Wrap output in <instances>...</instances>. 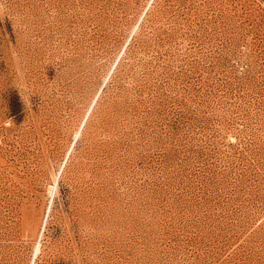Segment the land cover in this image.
Returning <instances> with one entry per match:
<instances>
[{"label": "rangeland", "instance_id": "374dc122", "mask_svg": "<svg viewBox=\"0 0 264 264\" xmlns=\"http://www.w3.org/2000/svg\"><path fill=\"white\" fill-rule=\"evenodd\" d=\"M0 264H264V0H0Z\"/></svg>", "mask_w": 264, "mask_h": 264}, {"label": "bare ground", "instance_id": "6f19581e", "mask_svg": "<svg viewBox=\"0 0 264 264\" xmlns=\"http://www.w3.org/2000/svg\"><path fill=\"white\" fill-rule=\"evenodd\" d=\"M54 185H56V187H57V183H55ZM54 185H53V187H54ZM52 187V188H53ZM51 188V187H50ZM38 250H40V244L38 245V248H37Z\"/></svg>", "mask_w": 264, "mask_h": 264}]
</instances>
